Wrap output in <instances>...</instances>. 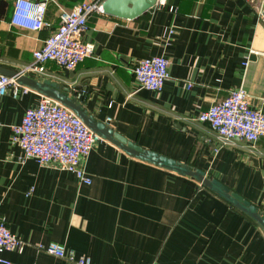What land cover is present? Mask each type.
Here are the masks:
<instances>
[{
  "label": "crops",
  "instance_id": "crops-1",
  "mask_svg": "<svg viewBox=\"0 0 264 264\" xmlns=\"http://www.w3.org/2000/svg\"><path fill=\"white\" fill-rule=\"evenodd\" d=\"M12 3L0 0V69L14 72L31 62L56 27L59 7L71 2L48 1L46 25L34 31L10 24ZM257 10L246 0H164L132 19L92 12L82 36L93 44L91 55L73 70L48 62L45 74L32 78L67 88L62 93L93 121L203 171L264 217V135L221 143L195 119L235 88L264 111V23ZM154 55L168 60L160 91L128 96L132 64ZM40 95L31 89L0 98V219L25 243L20 252H0V264H73L34 248L49 241L89 264H264V232L252 219L191 177L106 140L82 163L89 184L51 163L18 162L10 126Z\"/></svg>",
  "mask_w": 264,
  "mask_h": 264
},
{
  "label": "built area",
  "instance_id": "built-area-1",
  "mask_svg": "<svg viewBox=\"0 0 264 264\" xmlns=\"http://www.w3.org/2000/svg\"><path fill=\"white\" fill-rule=\"evenodd\" d=\"M50 0H13L10 24L28 30H39L46 24L44 12ZM101 0H82L69 8L59 7L58 23L31 52L32 60L18 74L28 77L46 72V63L51 62L64 70H73L85 57L91 55L93 44L83 41L87 29L86 19L92 12H101ZM258 7L259 19L264 23V0H246ZM164 0H155L162 5ZM171 9V8H170ZM172 30H169V35ZM245 64V63H244ZM168 60L163 55L138 59L132 64L131 75L135 88L159 92L167 78ZM190 86L186 84V88ZM31 89L16 82L14 77L0 74V98L9 92L16 99ZM195 119L204 123L221 143L240 141L254 143L264 135V111L250 106L248 97L240 88L200 111ZM9 141L19 148L18 162L32 159L37 165L51 163L61 171L71 173L80 184H89L82 163L92 146L103 139L89 130L69 109L58 102L40 95L33 107L26 108L19 123L10 126ZM31 190V188L29 189ZM24 242L11 233L0 219V252H20ZM36 251L54 256L73 264H89L87 257L76 255L73 250L49 241L34 245ZM0 262H5L0 259Z\"/></svg>",
  "mask_w": 264,
  "mask_h": 264
},
{
  "label": "water",
  "instance_id": "water-1",
  "mask_svg": "<svg viewBox=\"0 0 264 264\" xmlns=\"http://www.w3.org/2000/svg\"><path fill=\"white\" fill-rule=\"evenodd\" d=\"M154 4L155 0H101L100 9L102 13L110 16L122 19H132L144 11L153 8ZM0 74L14 77L17 83L35 90L39 94L46 96L69 109L89 130L96 133L103 140L112 143L127 155L160 168L178 173L182 176L191 177L200 183V185L218 195L230 206L238 209L252 219L262 228L264 232V217L258 213L254 205L249 203L237 193L229 191L226 186L220 184L216 179L206 178L203 171L199 169H190L183 163L168 156L162 155L150 149L141 148L140 146L126 140L118 133L112 131V129L107 127L103 122L93 121L92 118L87 115L72 98L65 95L66 92H69L67 88H62L60 91L52 82L46 80L39 82L32 77L18 74L17 71H3L0 69ZM72 94L74 93L72 92Z\"/></svg>",
  "mask_w": 264,
  "mask_h": 264
},
{
  "label": "trees",
  "instance_id": "trees-1",
  "mask_svg": "<svg viewBox=\"0 0 264 264\" xmlns=\"http://www.w3.org/2000/svg\"><path fill=\"white\" fill-rule=\"evenodd\" d=\"M67 1L71 2V5H72V4H74V3H76V2H80V1H82V0H67ZM71 5H70V6H71ZM70 6H69V7H70Z\"/></svg>",
  "mask_w": 264,
  "mask_h": 264
}]
</instances>
